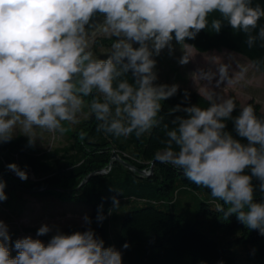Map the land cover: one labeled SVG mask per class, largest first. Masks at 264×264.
Here are the masks:
<instances>
[{
	"label": "clouds",
	"instance_id": "obj_1",
	"mask_svg": "<svg viewBox=\"0 0 264 264\" xmlns=\"http://www.w3.org/2000/svg\"><path fill=\"white\" fill-rule=\"evenodd\" d=\"M214 13L219 17L210 20ZM96 14L104 17L103 32L115 38L106 58H95L88 50L86 26ZM262 18L264 7L253 6L252 0H0V145L19 131L34 147L38 132L63 134L85 108L98 131L140 138L161 127V102L178 92L176 84L157 83L155 57L164 50L171 55L175 45L187 49L186 41L209 24L219 33L225 21L248 34L252 46L256 37L251 32ZM258 36L264 40V27ZM189 59L185 52L179 63L186 65ZM219 72L224 79L227 67L221 65ZM205 98L208 107L172 108L183 115L163 124L165 138L154 159L208 190L221 202L216 212L222 221L235 215L264 236V117L250 103L234 116L233 98L217 100L210 92ZM6 167L20 180L28 179L27 166ZM6 186L0 178V202L8 199ZM111 200L109 215L120 207L116 196ZM82 219L85 230L71 233L42 224L36 237L53 233L47 243L32 236L13 243L8 225L0 220V264H123L122 252L105 246L92 219ZM104 219L102 203L96 221Z\"/></svg>",
	"mask_w": 264,
	"mask_h": 264
},
{
	"label": "trees",
	"instance_id": "obj_2",
	"mask_svg": "<svg viewBox=\"0 0 264 264\" xmlns=\"http://www.w3.org/2000/svg\"><path fill=\"white\" fill-rule=\"evenodd\" d=\"M252 4L264 7V0H252ZM102 17L101 14L92 17L86 26L87 35L92 33L96 20ZM218 17L219 14L214 13L209 19ZM262 27L264 18L251 32L256 37L252 46L247 44L248 34L232 30L226 21L219 33L212 31L209 24L194 40L186 43L200 51L223 48L237 51L264 72V40L258 36ZM114 40V37L107 35L95 37L94 51L102 46H111ZM88 50L99 58L92 47ZM109 54L110 51L106 55ZM155 71L157 83L173 85L159 75L158 64ZM205 97L193 86L178 85L177 94L161 102V127L140 138L134 134L115 137L98 131L97 122L89 115L87 108L88 116L61 144L41 147L35 143L34 147H29L27 137L16 132L11 142L0 145V178L6 181L8 197L0 202V214L12 218V222L15 218L19 219L29 202L24 192L61 199L81 198L92 204V212L87 214L92 219V229L105 241L106 247L115 246L122 252L123 264H219L220 261L223 264H247L233 247L236 242L253 245L248 258L250 264H264V236L247 229L235 215L226 222L222 221V215L216 212V206L221 202L213 199L208 190L189 182L170 164L154 159V153L162 147L160 141L165 138L163 124H170L176 115H183L172 113V108L177 104L208 107L209 101ZM230 97L237 104L233 115H238L244 105L234 91ZM249 103L256 109L258 117H264V107L256 97H251L246 104ZM232 128V123L228 122V130ZM114 151L120 158L113 157ZM9 163H16L22 169L27 166L28 179L22 181L9 171L6 167ZM253 183L257 187L256 195L260 197L259 182L254 179ZM183 192L194 195L198 201L197 221L187 218L177 209ZM113 196L119 200L120 207L109 215ZM102 203L106 219L97 223V209ZM208 217L214 219L211 225L213 229L203 228ZM17 225L10 232L13 243L23 231L36 233L40 227L23 228L21 224ZM85 227L83 223L74 224L61 231L71 233L83 231ZM230 233L234 237H229ZM52 234L41 238L49 240ZM125 243L130 247L124 249ZM15 254L13 251L12 255Z\"/></svg>",
	"mask_w": 264,
	"mask_h": 264
},
{
	"label": "rangeland",
	"instance_id": "obj_3",
	"mask_svg": "<svg viewBox=\"0 0 264 264\" xmlns=\"http://www.w3.org/2000/svg\"><path fill=\"white\" fill-rule=\"evenodd\" d=\"M103 27L104 17L96 20L90 35L86 34L89 47H92L93 51V46L96 43L95 37L106 36L103 32ZM186 44L189 46L187 49L181 45H175V51L171 55H169L168 50H164L159 57H155L158 64V73L164 80L171 84L202 88L212 93L214 99L217 100L229 98L230 93L234 91L243 105L251 97H256L264 107V72L248 57L228 48L200 51L193 45ZM109 51H111V46H102L94 51V53L99 58H106V54ZM185 52H187L190 59L186 65H181L179 60ZM221 65L227 67V76L224 79H221L219 72ZM203 73H208V77L204 78L202 76ZM87 116L88 114L84 109L79 114L75 123L66 125V131L63 134L38 132L36 144L41 147H51L63 143L69 133ZM24 196L29 198V202L19 218V222L23 228L26 226L48 224L52 226L53 231L57 228L63 230L70 225L82 224V218L92 212V204L81 198L61 199L56 196L29 192H24ZM197 203L198 201L194 195L183 192L180 196L177 209L187 218L197 221L199 219ZM201 216L204 217L203 214ZM0 220H3L8 225L9 233L18 226L15 222L11 221L12 218L8 219L4 214H0ZM213 221V218L208 217V221L205 222L206 226H203V228H212ZM15 225L17 226L15 227ZM26 236L39 238L45 243L48 242V240L41 237H36V233L31 232L19 234L18 239ZM228 236L234 237L231 233ZM233 247L240 253L243 260L247 264H250L248 258L250 257L253 245L251 243L236 242Z\"/></svg>",
	"mask_w": 264,
	"mask_h": 264
},
{
	"label": "water",
	"instance_id": "obj_4",
	"mask_svg": "<svg viewBox=\"0 0 264 264\" xmlns=\"http://www.w3.org/2000/svg\"><path fill=\"white\" fill-rule=\"evenodd\" d=\"M113 157L120 158L119 154L116 151H114ZM126 164L129 165V166H131V164L128 163V162H126ZM143 172H145V170H143Z\"/></svg>",
	"mask_w": 264,
	"mask_h": 264
},
{
	"label": "built area",
	"instance_id": "obj_5",
	"mask_svg": "<svg viewBox=\"0 0 264 264\" xmlns=\"http://www.w3.org/2000/svg\"><path fill=\"white\" fill-rule=\"evenodd\" d=\"M14 222H15L16 224H19V225L21 224V223L19 222V219H18V218H15V219H14ZM22 233H28V232L23 231Z\"/></svg>",
	"mask_w": 264,
	"mask_h": 264
},
{
	"label": "crops",
	"instance_id": "obj_6",
	"mask_svg": "<svg viewBox=\"0 0 264 264\" xmlns=\"http://www.w3.org/2000/svg\"><path fill=\"white\" fill-rule=\"evenodd\" d=\"M198 90H200L202 93H204L205 95L207 94V93H209V92H207V91H205L204 89H202V88H198V87H196Z\"/></svg>",
	"mask_w": 264,
	"mask_h": 264
}]
</instances>
